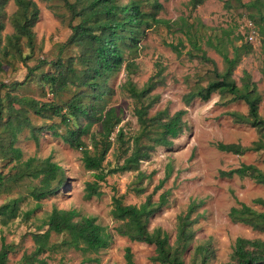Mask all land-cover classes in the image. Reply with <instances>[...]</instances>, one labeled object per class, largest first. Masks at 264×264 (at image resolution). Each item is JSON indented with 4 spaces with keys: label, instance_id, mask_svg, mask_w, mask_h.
I'll return each mask as SVG.
<instances>
[{
    "label": "rangeland",
    "instance_id": "374dc122",
    "mask_svg": "<svg viewBox=\"0 0 264 264\" xmlns=\"http://www.w3.org/2000/svg\"><path fill=\"white\" fill-rule=\"evenodd\" d=\"M35 1L40 8V15L33 27L35 33L33 47L28 45L26 39L8 40V36L15 31L12 18L17 10V4L10 0L5 6V14L2 16L5 27L0 32V81L11 83L23 80L29 66L35 65L40 59L48 61L56 59L62 49L61 45L72 33L71 23L75 24L79 20L71 19V11L63 0ZM70 1L78 2V6L84 2ZM161 1L163 9L158 16L172 22L178 21L181 17L196 25L202 22L198 28L205 36V41L202 40L205 52L194 50L186 35L178 30L179 25L175 24L169 28L166 24L160 23L147 30L141 41L142 47L134 55L136 61L134 72H128L122 67L109 81L114 90L108 96V106H116L121 111L122 121L111 136L113 144L104 160V170L123 163L127 155L129 138L139 129L134 114L135 102L129 92L122 87L128 79L138 87H142L150 80L157 81L151 91L152 98L156 101L150 113L165 108L171 113L180 108L186 109L184 114L186 127L183 133L174 139L173 145L158 146L151 157L143 160L137 169L107 174L105 180L98 181L102 195L87 198L86 184L88 181H95L96 178L95 170L84 166L82 151L73 148L50 130H42L39 141L36 142L26 127L20 132L16 142L22 149V158L51 156L66 171V186L56 194L43 198L38 204L29 195L27 187L28 183L38 180L25 178L12 181L8 178L15 171L16 161L3 156L2 147L9 145L10 135L5 125H0V173L6 177L3 182L5 188L0 193V204L16 196L23 197L20 215L6 225L0 222V244L2 235L8 243L13 244L7 264H32L33 260L28 259L35 248L32 232L37 230L54 206L76 208L82 214L96 216L99 223L107 225L114 231V237L108 247L98 252L85 253L62 246L39 254L40 258H47L48 264H126L124 253L128 245L132 247L138 264H161L151 260L155 253L154 244L131 240L115 231L120 221L111 215L113 194L121 195L125 203L140 204L148 194L152 193L153 199L158 200L160 193L168 190L170 193L168 203L150 218L149 229L162 227L169 233L171 242L176 238L178 214L186 212L189 204L196 201L198 205L192 213V218H196L192 226L195 235L189 249L183 253L185 264H191L195 247L202 244L210 245L209 258L205 264H239L232 256L236 238L238 236L264 238V230L254 229L251 225L235 221L230 216L231 208L240 206L241 203L264 211V205L255 201L258 197L264 198V184L250 176L221 174L222 170H230L243 163L255 164L264 171V148L246 149L243 153L237 154L221 150L217 146L218 142H237L246 147L260 138L264 141L262 136L264 131L247 122H238L234 119L231 112L247 113L248 105L242 99H233L232 94H221L217 91L207 100L197 97L189 104L183 101L186 92L222 78L227 64L220 52L207 45L206 38L211 35L215 39L217 35H222L224 28L233 29L230 39L222 40V47L228 51L229 57L234 56V45H249L251 51L246 52L243 48L232 77L239 86H242L243 76L249 74L262 96L259 112L264 117V32L258 8L241 5L258 0H231L230 6L225 0H205L196 8H192L188 0ZM258 2L264 9L260 0ZM144 9L150 10L151 3L146 2ZM181 40L185 46L180 47V52L168 44L170 42L178 44ZM7 47L9 51H19L20 55L10 52L6 54ZM78 52V47L70 46L63 50L62 55L69 56ZM51 68L52 65L47 64L44 70ZM7 91L44 100L53 98L48 88L40 81L38 70L24 86L16 89L0 86V95L5 96ZM72 92L64 91L57 100L66 99ZM18 106L16 104L17 108ZM30 116L33 123L38 126L60 121L58 116L44 118L33 112H30ZM6 117L5 112L4 119ZM120 128L123 129V141L118 136ZM64 129V125L59 126L60 131ZM92 129L99 131L101 126L95 124ZM84 139L87 147L92 149L90 136L86 135ZM139 171L145 173L143 179L137 176ZM169 171L170 175L166 177ZM162 180L164 182L159 186ZM137 185H142L145 190L137 192L135 189ZM32 208H35L34 211L27 217L25 212ZM45 228L47 226L43 227ZM65 237L66 234L53 233L52 241L59 242ZM202 260L198 258V263L202 264Z\"/></svg>",
    "mask_w": 264,
    "mask_h": 264
},
{
    "label": "trees",
    "instance_id": "16d2710c",
    "mask_svg": "<svg viewBox=\"0 0 264 264\" xmlns=\"http://www.w3.org/2000/svg\"><path fill=\"white\" fill-rule=\"evenodd\" d=\"M9 1L0 0V32L5 27L2 16L5 14V6ZM63 1L71 11V19L78 18L79 20L75 24L71 23L72 33L61 45L59 56L52 61L40 59L35 65L29 66L23 80H15L11 83L0 81V86L16 89L24 86L38 70L40 81L53 96L52 99L44 100L28 95L12 94L10 91H7L5 96L0 95V125H5L10 135L9 145L2 147V152L3 156L16 161L15 171L8 178L12 181L25 178H31L32 181L38 180V182L27 184L29 195L38 204L43 198L56 194L66 186V171L51 156L22 158V149L16 145V142L24 128H29L30 136L36 142L39 141L42 130H50L73 148L80 149L84 166L95 170L96 178L95 181L87 182L85 196L87 198L101 196L102 191L98 181L105 180L106 175L112 172L137 169L143 160L151 157L152 152L158 146L173 145L174 139L179 137L186 127L184 119L186 109L184 108L173 113L167 108L150 113L156 101L152 98L151 91L155 88L157 81L150 80L142 87H138L132 80H126L122 87L129 92L135 102L134 114L137 117L139 129L129 138L127 155L123 163L105 171L104 160L113 144L111 136L122 121L121 111L116 106H108V96L114 90L109 83L110 79L122 67L128 72H134L136 67L134 55L142 47L141 41L147 30L156 24L164 23L169 28L175 24L179 25L178 30L186 35L194 50L205 52L202 47L205 36L198 28L202 22L196 25L185 17L172 22L158 16L163 9L161 0H84L80 6L76 1ZM204 1L188 0V3L192 8H196ZM258 1L241 5L246 4L247 7L256 6L258 8L264 32V9L259 6ZM14 2L17 4V10L12 18L15 31L8 36V40L26 39L28 45L33 47L35 40L33 27L39 20L40 8L35 0H14ZM146 2L151 3L150 10L144 9ZM230 2L231 0H225L228 6L231 5ZM260 2L264 7V1L260 0ZM231 32L234 30L224 28L222 35L215 37L216 41L211 35L206 38L207 45L220 52L227 64L222 78L186 92L183 95V101L189 104L197 97L207 100L217 91L221 94H232L233 99H242L248 105L247 113L232 111L231 115L234 119L238 122H247L264 131V117L259 112L262 96L256 83L252 81L248 73L242 78V86H239L232 77L233 70L240 60L241 51L244 48L246 52H249L251 46L234 45V56L229 57L228 51L222 47V40L230 39ZM240 38L237 37V39ZM168 44L178 52H180V47L185 46L183 40L178 44L174 42ZM70 46L78 47L79 52L63 56V50ZM9 52L20 55L19 51L12 52L7 47L5 53L10 54ZM47 64H51L52 68L44 70ZM66 90L74 91L66 99L57 100V97ZM16 104L19 105L18 108ZM5 112L6 119H4ZM30 112L44 118L58 116L60 121L38 126L33 123ZM95 124H100L101 130L94 131L92 128ZM60 125L65 126L64 131L59 130ZM86 135L90 136L92 149L87 147L84 139ZM118 136L122 141L124 140L122 128L119 129ZM262 136L264 137V132ZM217 146L221 150L241 154L246 149L264 148V141L260 138L246 147L237 142H218ZM221 174L250 176L264 184V171L252 163H243L239 167L222 170ZM169 175L170 171L166 177ZM137 176L143 179L145 173L139 171ZM5 180L6 177L0 173V193L5 188L3 183ZM163 182L164 180L159 186ZM135 189L137 192L145 190L142 185H137ZM169 194L168 190L163 191L158 200H154L153 194L150 193L140 204L125 203L121 195L113 194L111 215L120 221L115 227L118 234L127 236L131 240L155 245L152 261L161 264H185L183 253L189 249L190 242L195 235L192 226L196 218H192V213L198 205L196 201L189 204L186 212L178 214L174 242H171L169 233L162 227L149 229L150 218L168 203ZM22 201V196H16L0 204L1 224L6 225L20 215ZM255 201L264 205L263 197H258ZM34 209L25 212L27 217ZM230 216L233 220L249 224L254 229L264 230V211H258L249 204L241 203L240 206H233ZM44 226L47 228L43 229ZM53 233L66 234V237L59 242H54L52 241ZM32 237L35 248L28 259L33 260L32 264H48L47 258H40L39 254L62 246L85 253L98 252L112 243L114 231L110 230L107 225L99 223L94 215L82 214L76 208L67 209L54 206L37 230L32 232ZM12 248L13 244L8 243L2 235L0 264H7ZM209 252V244L196 246L191 264H201L198 263V258H202V264H205L209 258ZM232 256L238 260L239 264H264V238L238 236ZM124 257L126 264H138L130 245L125 247ZM88 260L92 259L88 258Z\"/></svg>",
    "mask_w": 264,
    "mask_h": 264
},
{
    "label": "built area",
    "instance_id": "2783aa9c",
    "mask_svg": "<svg viewBox=\"0 0 264 264\" xmlns=\"http://www.w3.org/2000/svg\"><path fill=\"white\" fill-rule=\"evenodd\" d=\"M252 37V36H251Z\"/></svg>",
    "mask_w": 264,
    "mask_h": 264
}]
</instances>
